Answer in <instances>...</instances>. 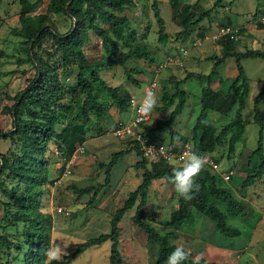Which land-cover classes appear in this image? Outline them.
I'll return each instance as SVG.
<instances>
[{
    "label": "rangeland",
    "instance_id": "rangeland-1",
    "mask_svg": "<svg viewBox=\"0 0 264 264\" xmlns=\"http://www.w3.org/2000/svg\"><path fill=\"white\" fill-rule=\"evenodd\" d=\"M30 1H37V4L28 12V15L46 12L48 0ZM133 1L134 5L126 6L121 14L128 17L130 27L136 31L139 40H142L153 53L154 61L148 63L143 59L129 60L126 66L137 69L138 73L142 74V76L136 75L137 78L143 76L148 78L142 82L143 86L152 80L157 82L161 92L172 93L173 84L168 80L169 75L167 74L170 73L173 66L177 65L178 69L183 68L179 64L182 54L175 46L178 43L183 44L187 49L193 48V45L190 44L193 42V37L188 43L186 40L189 39L187 38L189 34L182 32L190 28L191 22L210 8L215 0H160V13L165 20V30L168 35L165 44L157 41V23L151 8L152 0ZM257 3L258 0H221V5L213 8L202 20L206 21L209 28H214L213 32L226 19H229L230 25L237 27L238 30L243 28L240 26L241 23L248 24L249 32L247 34H244L243 28V31H238L239 37L230 41L234 45L233 48L237 51H242L244 48L264 50V23L259 21V17L264 14V0L259 1L258 7ZM189 5L192 7L189 8ZM256 10L257 16L253 18ZM19 13V0L0 1V129L2 130H8L11 127L10 115L2 113V107L13 103L9 96L23 89L34 73V66L27 59V43L17 32L20 28ZM48 15L60 32L69 30L73 23V19L63 13H48ZM100 25L106 26L102 22ZM202 32V30L197 32L196 37ZM87 34L83 50L86 57L93 60L102 56L103 50L100 39L91 30ZM211 34L209 33L208 36L210 39L201 40V43L194 46L193 50L209 53L215 50L213 43L220 45L223 43L212 39ZM242 34L244 37H240ZM255 43L258 46H254ZM118 46L117 55L120 56L126 49L120 43ZM33 51L55 68L58 76L66 85L75 84L78 61L74 58L63 60L61 50L50 36H44ZM170 54L174 55L173 62L167 67H162L161 65L167 61ZM241 62L249 82V92L242 110L245 121L242 139L237 142L231 157H227V137L225 143L216 147L214 151L197 153L217 163V169L212 168L209 164H205V168L218 174L221 178L220 184L227 187L246 209L243 216L232 215L224 204L221 205L226 213L227 224L238 227L241 234L239 236L220 234L210 219L193 211L188 200L187 206L192 210L190 218L182 224L169 223L170 212L177 208L178 198V193L169 179L162 178L151 181L147 191V204L142 209V216L158 231L173 232L171 241L176 246H182L193 258L203 254L206 260L216 264H264V173L248 187H242L243 179L248 174H254L255 171L254 167L247 163V159L249 153L257 146L258 125L253 121V100L264 82V58L246 57ZM212 63V60H203L197 63V71L209 72ZM227 63L228 65L222 66L221 77L224 82L229 83L234 78L230 75L231 68L235 69L234 58L230 57ZM98 72L107 84L118 85L122 95H124L122 92L133 89V84L127 79L121 65L115 64L99 69ZM176 72L179 74L181 70ZM163 77L166 80H163ZM205 84L206 79L197 76L182 83L181 88L188 92V96L182 111L179 116H176L178 121L175 123V131L164 127L158 132L156 138L165 143L168 140L170 142L171 133L176 132V134H180L179 136L175 135L171 142L184 139L190 141L191 128L200 110L201 87ZM142 87L134 89L136 99L144 95ZM97 88L99 89L97 91L99 92L98 98L106 108V114L103 117H98L94 111L90 110L88 118L85 119L80 109L83 96L72 97L69 101L68 98L65 99V102L70 104V109L61 116L62 123L57 124L56 129L63 131L65 135L64 146L73 143L74 148L71 155L67 157L49 152L46 162V181L42 185L43 194L39 207L41 212L47 216L44 226L49 231L50 247L56 243L62 247L66 246L67 253L72 252L77 243L97 236L99 233L108 232L112 214L123 205L128 193L134 190L141 181L142 169L135 166V162L141 157L132 149L118 159L111 170L108 186L99 191L93 203L87 202L92 193L77 196L68 188L72 184L82 187L102 183L104 169L97 166V163L108 162L114 151L131 147L128 140L114 136L113 128L120 117L126 122L129 121L133 116L132 109L129 108L126 112L118 113L107 92L102 90L98 84H96V90ZM160 95H156L158 103L144 122L146 123L144 127L147 129L153 127L158 119H165L169 115L170 110L166 112L157 110V107L162 104ZM172 107L173 105L169 108ZM259 111L264 124V96L259 104ZM233 114L234 109L227 115L213 110L208 112V120L219 131L232 118ZM7 145L10 146L8 140L0 139V152H7L5 148ZM50 146L53 151L55 144L51 143ZM252 161L253 165L256 164L257 157L254 156ZM146 164L150 169L158 168L155 164L148 162ZM65 169H69L70 172L64 173ZM226 174L230 175L229 179L222 177ZM15 184L16 181L6 177L5 173L0 176V232H7L12 239H23V233L27 230V226L13 223L10 216L11 210L15 207L18 209L22 202L10 199L2 192L3 188L9 190L14 188ZM134 211L135 206L128 209L118 224L122 264H152L156 245L148 244L145 232L131 222ZM110 244V240H106L102 244L92 245L76 256L70 264H109ZM11 254L16 255L13 251ZM8 256L5 250L1 253L3 259Z\"/></svg>",
    "mask_w": 264,
    "mask_h": 264
},
{
    "label": "trees",
    "instance_id": "trees-1",
    "mask_svg": "<svg viewBox=\"0 0 264 264\" xmlns=\"http://www.w3.org/2000/svg\"><path fill=\"white\" fill-rule=\"evenodd\" d=\"M19 4L18 21L20 28L17 32L27 43V59L33 64L34 73L23 89L9 96L13 103L4 105L1 109L2 113L10 115L11 127L8 130L0 129V139L8 140L10 143L7 152H0V176L5 173L6 177L16 181L14 188L9 190L3 188L2 192L10 199L17 200L19 203L22 202L19 204L18 209L15 207L11 210L10 216L13 223L26 225L27 230L23 233V239H12L7 232H0V264H46L44 250L50 247V236L49 231L44 226L47 216L41 212L39 204L43 194L42 185L46 181L45 170L48 153L53 152L50 146L51 143L56 145L60 156L63 157L71 155L74 148L73 143L64 146L65 135L63 131L56 129V125L62 123L61 116L70 109V104L65 102V99L68 98L69 101L72 97L78 98L82 95L80 109L83 117L87 119L90 110L94 111L98 117H103L106 114V108L98 98L99 92L97 91L99 89L96 90V84H98L102 90L107 92L112 104L119 112H126L131 108L130 94L125 91L122 92L124 93L122 95L118 85L107 84L100 77L99 69L111 67L115 64L121 65L127 79L134 86H138L139 82L133 75L139 71L127 67L126 63L129 60L138 59L152 63L154 57L143 41L139 40L136 31L130 27L128 17L121 14L126 6L134 5L133 0H48L46 12L32 16L28 15V12L37 4V1L19 0ZM159 4L160 0H152L151 8L157 23V41L165 44L168 35ZM219 5H221V0H215L213 5L193 20L191 27L183 30L182 33L190 34L192 29L202 21L203 17ZM188 7L191 8L192 5ZM48 13L69 15L73 19L69 30L60 32L53 24ZM256 16L257 10L252 17L255 18ZM100 22L106 26H101ZM221 25H230V20L226 19L225 22H221ZM208 28L209 26L202 27V31ZM90 30L100 39L103 50V55L93 60L88 59L83 50V45L88 36L87 33ZM239 30L243 31V28H239ZM44 36H50L58 45L63 60L74 58L78 61L75 84L66 85L58 76L55 68L33 51ZM230 41L234 40L222 39L219 41L223 42L221 44L222 53L220 56L211 55L208 57L213 61V64L207 74L188 72L185 75V78L197 75L200 78H205L207 82L201 88L200 110L191 128L190 141L194 147V152L199 154L214 151L216 147L225 143L227 137V157H231L245 130L242 110L249 92V82L241 60L246 57L264 58V50L247 48L244 51H236ZM118 43L126 49L120 56L117 55ZM227 57L234 58L237 74L226 90H214L209 84L213 79L219 77L217 69ZM182 81L181 79L172 82V93L162 92V104L157 107V110L162 112L172 105L173 107L167 118L158 119L153 127L146 129L153 138H156L158 132L164 127L172 129L171 125L175 117L182 111L186 98V92L179 87ZM263 96L264 82L253 100V121L258 125L257 146L249 153L247 159V163L252 165L255 171L254 174H248L243 179L242 187H248L264 173V124L259 111V104ZM232 109H234L232 118L217 131L216 127L208 120V112L214 110L227 115ZM175 135L179 136L176 132H172L170 140H173ZM129 143L131 147L114 151L108 162L101 161L97 163V166L104 169L102 183L82 187L72 184L68 188L77 196L92 193L87 202L89 204L93 203L99 191L108 186L111 179V170L118 159L132 149L136 151L137 155H140L137 143ZM254 156L257 157L258 161L253 165L252 158ZM146 162L147 160L142 157L135 162L136 168L142 169L141 181L134 190L128 193L123 205L112 214L109 220V231L99 233L97 236L77 243L72 252L67 253L60 261H50V264H70L85 249L92 245L102 244L106 240L111 242L109 264H122L118 224L124 213L133 206H135V211L131 216V222L145 232L148 244L156 245V253L152 264L166 263L167 256L176 247L171 241L173 232L166 231L162 233L158 231L153 224L142 216V209L147 204V191L151 181L161 178L169 179L172 175L173 165L154 162L149 164H155L158 168L150 169L147 167ZM220 179L218 174L203 168L195 178V182L200 186L199 191L194 192V198L188 201L193 211L210 219L220 234L239 236L241 230L236 226L227 224L226 213L221 205L224 204L232 215L243 216L246 209L227 187L220 184ZM191 213L192 210L187 206V200L178 194L177 208L170 212L169 223L182 224L190 218ZM4 250L9 256L3 259L1 253ZM12 251L16 255H12ZM193 259L189 255L184 264H193ZM200 264L216 263L203 258Z\"/></svg>",
    "mask_w": 264,
    "mask_h": 264
},
{
    "label": "built area",
    "instance_id": "built-area-1",
    "mask_svg": "<svg viewBox=\"0 0 264 264\" xmlns=\"http://www.w3.org/2000/svg\"><path fill=\"white\" fill-rule=\"evenodd\" d=\"M259 21L264 23V14L259 17ZM238 28L232 25H219L215 29V32H212L211 38L220 41L222 39H232L236 40L239 37L238 34ZM200 43L199 39H196L192 42V45H198ZM176 49L182 54V56H185L188 52V49L183 44H176ZM174 60V55H169L167 58V61L164 62L161 66L167 67L170 63H172ZM179 64L183 65L181 62ZM156 85V82L152 81L150 84V87L152 90L154 86ZM130 102H131V108L133 111V116L130 118L129 121H124L122 119H118L116 125L113 128V134L115 137L119 139L128 140L132 143H137V148L140 152V156L147 160L148 163H154V162H164L170 165L179 164L182 163V156L183 154L188 151H194V147L192 146L190 141L187 140H181V141H175L166 143L159 139V138H153L152 135H150L146 130H144L143 126L140 124H143L145 120H147L148 116L143 117L142 119H138L137 116V108L139 106L140 101H138L134 96H130ZM161 146H164L167 150L168 157L171 159V162L169 159L165 158L164 156H161L158 152L159 148ZM156 150V151H153ZM54 154H59L58 149L53 148ZM207 161L206 164H209L212 168L217 169L218 165L217 163L212 162L209 158L204 157ZM205 168V166H204ZM69 169H65L64 173H69ZM224 179H229L230 175L226 174L223 175Z\"/></svg>",
    "mask_w": 264,
    "mask_h": 264
},
{
    "label": "clouds",
    "instance_id": "clouds-1",
    "mask_svg": "<svg viewBox=\"0 0 264 264\" xmlns=\"http://www.w3.org/2000/svg\"><path fill=\"white\" fill-rule=\"evenodd\" d=\"M157 103L156 93L151 88H147L137 108L138 119L150 115ZM153 151L156 150L153 149ZM158 152L171 162L164 146H161ZM181 159L182 163H173L172 175L169 179L180 197L185 200H191L194 198L193 193L198 192L200 188L199 184L195 182V178L203 170L207 161L203 156L191 150L186 151ZM65 248L66 246L62 247L60 244L56 243L53 247L45 249L44 255L46 257V264H50L52 260L60 261L63 256L67 255ZM189 255L190 253L186 252L182 246H176L167 256L166 264H184V262L188 260ZM203 258V254L197 255L193 259V264H200Z\"/></svg>",
    "mask_w": 264,
    "mask_h": 264
},
{
    "label": "crops",
    "instance_id": "crops-1",
    "mask_svg": "<svg viewBox=\"0 0 264 264\" xmlns=\"http://www.w3.org/2000/svg\"><path fill=\"white\" fill-rule=\"evenodd\" d=\"M208 26V24L206 23V21L205 20H202L195 28H194V30L189 34V36L187 37V38H189V39H187L186 41H188V43H190V41L192 40V39H190L191 37H193V41L194 40H196V39H199L200 40V43H201V40H204V39H207V38H209L208 36H209V33H212L213 32V30H214V28L213 27H211V28H208V29H206L205 31H203V33H202V35H199V36H197L196 37V33L197 32H201V30H202V27H207ZM240 26H242L243 28H244V34H247L249 31H248V24H246V25H243L242 23L240 24ZM195 37V38H194ZM240 37H244V35L242 34V35H240ZM210 39V38H209ZM185 41V42H186ZM184 42V43H185ZM199 43V44H200ZM190 44H192V42L190 43ZM214 44V46H215V50L214 51H212L213 52V54H212V52H209V53H206V52H204V51H202V50H199L200 52H195L193 49H194V46L195 45H193V48H188V52H187V54L185 55V56H180V58H181V60L179 61V62H181L183 65V68H180V69H178V67H177V65L176 66H173L172 67V69H171V71H170V73H168L167 75H169V81L171 82V84H173L172 82L174 81V80H183L182 81V83L185 81V80H187V79H189V78H192V77H195V76H197V75H192L191 77H188V78H185V75L188 73V72H194L195 74H207L208 72H206V73H202V72H199V71H197V63H199V62H201V61H203V60H210V59H208V57L209 56H211V55H217V56H220L221 54H220V52L222 51V45H220V44H216V43H213ZM197 46V45H196ZM213 46V45H212ZM254 46H258L256 43H255V45ZM245 49H247V48H244V50ZM256 49V48H255ZM244 50H242V51H244ZM237 51V50H236ZM170 55H173V54H170ZM229 58L230 57H227L226 59H225V61H224V63L220 66V67H218V73H219V77H217V78H215V79H213L211 82H210V87L212 88V89H214V90H226L227 88H228V86H229V84L231 83V81L235 78V76H236V74H237V70H236V67H235V69L232 67L231 68V73H230V75L232 76V80L229 82V83H226V82H224L223 81V79H222V77H221V71H222V66H226V65H228V61H229ZM213 64V63H212ZM229 68H230V66H229ZM179 71V70H181V72H179V74H176L177 72L176 71ZM176 72V73H175ZM136 75H138V76H142V74H140V73H138V74H134L133 76H134V78H136L137 79V81L139 82V84H138V86H134L133 85V89H129V90H127V93H129L130 94V96H136L135 95V91H134V89H136V88H140V87H142L143 85V81L144 80H148V78L147 77H145V76H143V77H141V78H137L136 77ZM198 78H200L199 76H197ZM163 80H166V78L165 77H163L162 78ZM201 79H205V78H201ZM151 82H152V80H149V82L147 83V84H145V86H143L142 87V90H143V93L145 92V90L147 89V87L149 88L150 87V84H151ZM154 82H156V81H154ZM182 83H180V85H179V87L181 88V85H182ZM206 84H207V82H206ZM205 84V85H206ZM204 85V86H205ZM202 88V87H201ZM160 89L161 88H158V84H157V82H156V85L154 86V88H153V90H154V92L156 93V95H162V92L160 91ZM181 89H183V88H181ZM185 92H186V98H187V96H188V92L185 90V89H183ZM163 91V90H162ZM161 95H160V98H161ZM136 98V97H135ZM186 98H185V100H186ZM143 99V95L142 96H140L137 100L138 101H141ZM172 108H169V109H167L166 111H168V110H171ZM117 111H118V113H122V112H119V110L117 109ZM166 111H162V112H166ZM161 112V111H160ZM198 114V113H197ZM177 116H179V114L177 115ZM177 118L178 117H175V120H174V122L172 123V125H171V127H172V129L174 130V127H175V123L178 121L177 120ZM120 119H121V117H120ZM145 124L146 123H144L142 126H145ZM143 128H145V127H143ZM147 128H145V130H146ZM149 129V128H148ZM147 129V130H148ZM175 131V130H174ZM180 134V133H179ZM5 148L7 149L8 148V145L7 146H5ZM4 148V149H5ZM1 152H5V151H1ZM162 179V178H161ZM165 179H167V178H165ZM155 180H160V179H155Z\"/></svg>",
    "mask_w": 264,
    "mask_h": 264
}]
</instances>
